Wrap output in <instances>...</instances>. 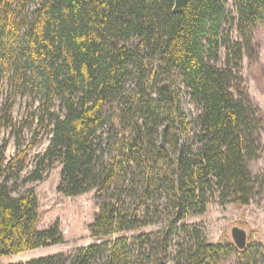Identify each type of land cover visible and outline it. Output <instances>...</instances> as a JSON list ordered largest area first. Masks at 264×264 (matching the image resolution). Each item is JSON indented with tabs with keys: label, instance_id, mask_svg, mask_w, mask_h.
I'll use <instances>...</instances> for the list:
<instances>
[{
	"label": "trees",
	"instance_id": "16d2710c",
	"mask_svg": "<svg viewBox=\"0 0 264 264\" xmlns=\"http://www.w3.org/2000/svg\"><path fill=\"white\" fill-rule=\"evenodd\" d=\"M235 13L226 0H188L182 11L175 0H0V81L10 90L0 127H17L18 95L37 102L30 120L47 123L52 136L29 179H42L41 163L58 159V191H93L90 234L107 238L0 264H220L231 255L259 264L260 245L210 242L186 222L215 195L244 206L264 188L250 169L260 156L261 110L240 75L264 25V0H235ZM155 66L166 78H154ZM133 77L137 91L127 96ZM178 78L200 106L196 117ZM6 147L0 142V260L64 240L59 223L38 228L34 188L13 194L28 154L19 141L8 160ZM129 231L138 234L112 239Z\"/></svg>",
	"mask_w": 264,
	"mask_h": 264
},
{
	"label": "rangeland",
	"instance_id": "374dc122",
	"mask_svg": "<svg viewBox=\"0 0 264 264\" xmlns=\"http://www.w3.org/2000/svg\"><path fill=\"white\" fill-rule=\"evenodd\" d=\"M227 8L235 16V0H226ZM231 35L234 40L239 39L236 27H231ZM253 47L251 52H246L241 62L240 75L242 86L248 92L253 103L261 110V147L260 156L250 163V169L256 177L264 178V25L258 26L253 33ZM153 70L158 72L154 78L163 79L166 75L155 66ZM138 78H131L125 86L127 96L134 95L137 91ZM150 80L147 87L151 86ZM178 85L181 88V102L192 118L200 113L199 104L194 101L182 79L178 78ZM150 91V90H149ZM10 92L7 85L0 81V104L8 97ZM37 102L28 96L18 95L13 108V116L17 127H0V142L7 141L6 156L10 160L17 153V143H22V149L27 150L28 158L26 167L21 177L13 185V194L19 195L30 188H34L40 203L41 221L39 229L49 228L59 223L64 240L61 243L50 246L39 247L27 250L11 257H3L0 262L27 261L32 258L50 255L57 252H73L80 247H87L91 244L105 241L107 238H94L90 234V224L97 213L98 207L95 200V193L88 192L80 196H67L58 191L61 179L62 165L58 159L53 163L44 161L40 165L39 173L43 176L39 180L29 179V175L39 160L46 152L52 136L47 123L40 126L31 122V113L36 109ZM108 126L104 137L108 136ZM162 133L159 132V140ZM4 180L0 176V182ZM187 223L199 226L210 242H233L231 228L239 225L247 229L249 233L248 244H258L262 248V255L259 264H264V188L260 195L256 196L249 205L240 206L234 203H222L215 195L207 211L204 214L191 215ZM161 225H149L147 231H156ZM127 235L133 239L138 232L129 231L123 234H116L115 239L121 235ZM174 247L171 249L174 253ZM172 264V261L169 263ZM220 264H237V257L231 255L223 258Z\"/></svg>",
	"mask_w": 264,
	"mask_h": 264
},
{
	"label": "water",
	"instance_id": "95a60500",
	"mask_svg": "<svg viewBox=\"0 0 264 264\" xmlns=\"http://www.w3.org/2000/svg\"><path fill=\"white\" fill-rule=\"evenodd\" d=\"M188 0H175V11H182ZM231 236L234 244L240 250H244L248 246L249 233L246 228L234 225L231 228Z\"/></svg>",
	"mask_w": 264,
	"mask_h": 264
}]
</instances>
